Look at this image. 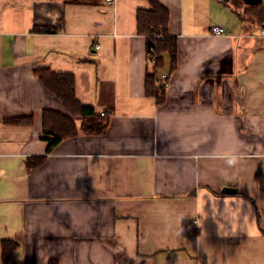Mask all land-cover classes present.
Masks as SVG:
<instances>
[{
	"label": "crops",
	"instance_id": "1",
	"mask_svg": "<svg viewBox=\"0 0 264 264\" xmlns=\"http://www.w3.org/2000/svg\"><path fill=\"white\" fill-rule=\"evenodd\" d=\"M84 1L0 0V264L6 240L9 264H264V24L253 6ZM152 2L168 13L158 36L176 39L173 68L167 52L153 66L137 31ZM42 68L74 76L77 100L107 115L103 134L79 129L47 151L42 111L64 108ZM148 73L165 84L163 104L145 94ZM27 115L30 125L3 122Z\"/></svg>",
	"mask_w": 264,
	"mask_h": 264
},
{
	"label": "trees",
	"instance_id": "2",
	"mask_svg": "<svg viewBox=\"0 0 264 264\" xmlns=\"http://www.w3.org/2000/svg\"><path fill=\"white\" fill-rule=\"evenodd\" d=\"M65 3L82 4L84 0H65ZM252 5L254 14L260 24H264V0ZM168 20L167 10L152 2L149 9H140L137 11V31L146 37V47L150 59L155 56L154 67H160V55L167 52L173 68L176 59L177 43L176 39L163 33L158 36V27L165 29ZM56 26H34L33 31L50 33L56 31ZM35 75L50 93L54 94L62 103L64 111H54L44 109L42 111V132L46 135L48 141L47 151L50 152L62 140L77 136L80 129L87 135H101L107 127V115H95L91 106L81 104L75 95L74 76L71 73H53L47 68L36 69ZM145 94L155 98L157 104H163L165 99V84H156L154 74L145 76ZM8 125L25 126L33 122L32 116H21L5 118L3 120ZM79 122V123H77ZM42 162V158L28 159V165L31 167L36 162ZM2 259L9 264L13 253L16 251V244L11 241L2 242ZM49 264H57L56 261H49Z\"/></svg>",
	"mask_w": 264,
	"mask_h": 264
},
{
	"label": "built area",
	"instance_id": "3",
	"mask_svg": "<svg viewBox=\"0 0 264 264\" xmlns=\"http://www.w3.org/2000/svg\"><path fill=\"white\" fill-rule=\"evenodd\" d=\"M114 1L115 0H106L108 5L113 4ZM216 1L220 3H226L228 0H216ZM211 32L215 35H221V34H224V29L221 26H213ZM257 37L260 38V40L264 43V27L259 28V30L257 31ZM154 61H155V56H152L151 62L153 63ZM103 115H104V112H101L100 116H103Z\"/></svg>",
	"mask_w": 264,
	"mask_h": 264
},
{
	"label": "water",
	"instance_id": "4",
	"mask_svg": "<svg viewBox=\"0 0 264 264\" xmlns=\"http://www.w3.org/2000/svg\"><path fill=\"white\" fill-rule=\"evenodd\" d=\"M242 1L248 4H255V3L260 2V0H242ZM222 191L226 193H234L235 190L233 188L226 187V188H223Z\"/></svg>",
	"mask_w": 264,
	"mask_h": 264
}]
</instances>
